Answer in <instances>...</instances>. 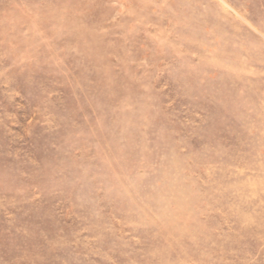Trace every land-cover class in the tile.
<instances>
[{"label":"rangeland","instance_id":"obj_1","mask_svg":"<svg viewBox=\"0 0 264 264\" xmlns=\"http://www.w3.org/2000/svg\"><path fill=\"white\" fill-rule=\"evenodd\" d=\"M0 264H264V0H0Z\"/></svg>","mask_w":264,"mask_h":264}]
</instances>
